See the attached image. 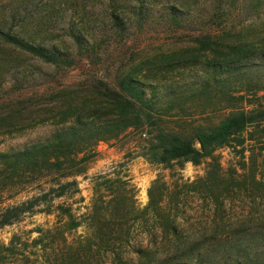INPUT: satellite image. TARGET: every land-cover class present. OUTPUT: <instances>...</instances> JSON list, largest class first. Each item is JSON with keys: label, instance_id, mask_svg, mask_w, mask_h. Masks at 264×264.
Segmentation results:
<instances>
[{"label": "rangeland", "instance_id": "rangeland-1", "mask_svg": "<svg viewBox=\"0 0 264 264\" xmlns=\"http://www.w3.org/2000/svg\"><path fill=\"white\" fill-rule=\"evenodd\" d=\"M111 14L118 18L117 26ZM0 30L28 43L53 46L64 55V62L47 64L0 40V117L7 118L0 120V126L7 125L1 131L27 121L38 109H48L57 90L80 85L87 93L93 76L115 86L117 78L140 67L143 58L191 47L192 38L204 35L226 34L229 41L255 51L220 71L201 65L165 67L166 63L144 68L139 81L151 86L144 88L146 98L158 101L159 113L168 114L160 126L188 132L190 127L216 122L222 115L219 109L264 103V0H0ZM78 31L85 38L80 49L72 40ZM213 79L223 86H214ZM220 79H226V85ZM234 91H241L236 95L243 99L226 102L230 94L236 97ZM13 112L21 117L9 118ZM52 130L37 125L0 136V153L43 139ZM242 137V144L217 149L214 160L207 158L196 166L147 163L141 157L146 134L135 132L113 143H98L84 177H76L79 193L53 203L69 206L78 225L65 233L66 243L89 233L90 179L114 172L128 181L136 208L130 215L136 219L127 222L121 238V255L132 264H137L132 251L146 249L147 258L153 259L156 245L164 239L200 244V264H233L242 258L264 264V123L249 127ZM156 179L164 183L161 208L177 226L176 236L163 237L155 214L144 209L147 190ZM26 195H13L4 205ZM54 222V215L25 216L0 229V246H7L15 235L26 239L17 246L27 257L25 264H55L52 253L60 242L51 236L39 239L37 233ZM18 259L9 258L7 264ZM103 259L105 264L110 261L108 253Z\"/></svg>", "mask_w": 264, "mask_h": 264}, {"label": "trees", "instance_id": "trees-1", "mask_svg": "<svg viewBox=\"0 0 264 264\" xmlns=\"http://www.w3.org/2000/svg\"><path fill=\"white\" fill-rule=\"evenodd\" d=\"M110 19L117 26L116 15L111 14ZM0 40L47 64H57L64 57L53 46L28 43L11 32L0 30ZM72 40L79 49L82 46L80 41L85 43L79 31L72 36ZM191 44V47L186 46L169 54L160 53L150 59L143 58L138 63L140 67L124 71L117 78L115 86L93 76L87 93L82 91L86 87L80 85L57 90L51 94L53 104L48 109H38L25 119L27 121H22L28 122L26 126L21 121L11 123L3 131L1 128L7 126L6 123L0 126V136L19 133L37 125L53 127L52 132L43 139L0 153V229L19 223L25 216L54 215L53 225L38 229L37 233L41 237L39 239L51 236L60 242L61 247L52 253L55 264H105L103 255L106 253L110 257L107 264H132L121 255L124 246L121 238L128 230L126 224L136 219L135 216L130 217L136 208L127 180L114 172L90 179L93 196L86 215L89 233L71 243H66L65 233L78 226L73 223L71 209L53 203L79 193L76 177H84L98 143H113L135 132L142 136L146 134L147 139L142 141L145 147L141 157L147 163L169 167L191 163L196 166L204 159L214 160L213 154L217 149L228 147L231 143L242 144V135L249 127L264 123V103H255L250 107L232 105L219 109L222 115L216 122L190 127L188 132L182 128L174 131L160 126L163 123L161 118L168 114L159 113L155 107L158 101L146 98L144 88L151 86L144 87L139 81L144 68L155 63H166L165 67L168 64L180 68L201 65L207 70L220 71L253 56L255 51L243 43L229 41L226 34L195 37ZM89 54L85 53V56ZM220 80L226 85V79ZM212 83L214 86L222 85L216 79ZM240 93L234 91L235 95ZM248 93L255 95V92ZM232 96L230 94L225 101L243 99L242 95ZM17 116L21 117L19 112H13L9 118L14 120ZM6 119L0 117L2 121ZM143 130H146L145 133ZM165 190L164 183L159 179L151 182L144 209L155 214L163 237L176 236L177 226L167 214H163L161 208ZM22 192L27 194L24 200L4 205L5 200ZM25 241L13 235L7 246L1 245L0 264H7L9 258L14 261L17 257L19 259L14 264H25L27 257L23 249L17 247L24 245ZM156 246L157 252L152 254L153 259L147 258L146 249L132 251L136 254V263L200 264V244L164 239ZM239 253L242 254V250ZM155 256L164 258L155 260ZM242 259H235L233 264H257L253 260Z\"/></svg>", "mask_w": 264, "mask_h": 264}]
</instances>
